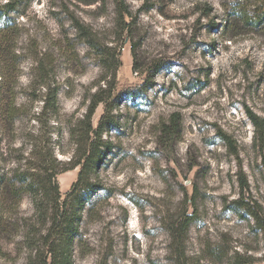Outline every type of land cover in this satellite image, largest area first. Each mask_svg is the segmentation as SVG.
I'll return each instance as SVG.
<instances>
[{
    "label": "rangeland",
    "instance_id": "rangeland-1",
    "mask_svg": "<svg viewBox=\"0 0 264 264\" xmlns=\"http://www.w3.org/2000/svg\"><path fill=\"white\" fill-rule=\"evenodd\" d=\"M234 1L0 0V264L49 261L32 188L72 192L109 94L73 264H264V25Z\"/></svg>",
    "mask_w": 264,
    "mask_h": 264
},
{
    "label": "trees",
    "instance_id": "trees-1",
    "mask_svg": "<svg viewBox=\"0 0 264 264\" xmlns=\"http://www.w3.org/2000/svg\"><path fill=\"white\" fill-rule=\"evenodd\" d=\"M231 14L250 25H264V0H254L252 3L246 0L242 4L240 1L232 3ZM109 94L108 97L96 96L90 103L88 108V132L84 136L77 139V150L70 160L69 167L66 170L75 169L80 166L78 180L73 186L72 192L68 193L66 198L62 199L58 183L54 178L55 175L49 177L48 184L50 188L41 186L40 189L32 188L34 196V203L37 212L41 216H46L49 219L48 233L46 235L49 243L48 256L49 261L45 259L43 264H73V248L78 232V221L81 218V211L83 209L84 201L76 193V188L79 185H89L90 176L96 172L99 164L103 161L107 154L109 143L105 144L107 150H102L103 141L102 133L109 130L114 125L111 111L114 104V99ZM104 103L106 105V112L102 116L98 128H94L91 124L98 105ZM253 122L256 126L257 136L264 142V121L256 115H252ZM94 134V138L91 136ZM16 180V179H15ZM21 181V179L19 178ZM246 182V181H245ZM47 183V182H46ZM33 183L29 186L32 187ZM34 185V184H33ZM245 183L243 182V186ZM22 186V185H21ZM23 187V186H22ZM40 190L44 191L46 199L40 198ZM13 200L18 203L20 198L19 188L12 189ZM72 199V200H71ZM255 217L259 219L257 212L250 211ZM189 221L186 222L188 224Z\"/></svg>",
    "mask_w": 264,
    "mask_h": 264
}]
</instances>
